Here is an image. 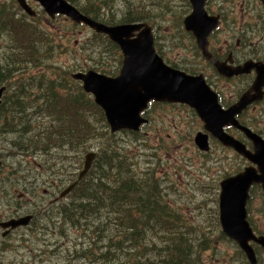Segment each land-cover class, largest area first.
I'll list each match as a JSON object with an SVG mask.
<instances>
[{"label": "rangeland", "instance_id": "1", "mask_svg": "<svg viewBox=\"0 0 264 264\" xmlns=\"http://www.w3.org/2000/svg\"><path fill=\"white\" fill-rule=\"evenodd\" d=\"M30 1L40 13L38 20L23 12L17 0H0L5 21L12 17L42 37L37 43L31 32L24 33L37 43V59L19 61L18 34L0 27V79L5 78L0 85H9L0 112V212L8 215L36 210L37 218L29 228H19L9 238L0 234V264H158L165 258L161 246L178 233L188 244L186 264H250L238 244L223 233L219 219L221 180L249 162L214 137L210 151H201L194 141L200 119L192 107L184 104L153 103L141 129L112 131L94 94L85 93L83 81L72 77L73 72L89 70L118 76L124 58L121 48L87 24L64 15L51 18L38 2ZM91 2L112 25L129 20L150 25L155 45H160L159 53L165 60L197 71V47L183 25L185 16L192 11L189 0ZM238 5L239 0H210L209 9H235L237 12L218 31L223 37L227 32L235 34L233 42L241 38V52L260 54L264 51V7L260 0H245ZM138 18L141 20L135 21ZM179 53L183 55L181 60ZM37 79V86L28 84ZM19 90L25 91L24 113L15 119L18 126L12 129L8 106L19 100L14 96ZM30 93L38 95L37 115L28 105ZM75 101H79L78 106ZM262 107L264 111V104ZM76 113L80 117L75 125L78 131H72L68 142L60 145L59 134L71 130L68 127L72 128ZM230 132L241 140L247 139L244 134ZM89 151L97 152V159L87 179L93 183L92 173L99 169L105 173L101 177L100 187L104 189L99 192L100 201L91 196L85 199L87 212L76 210L73 203L81 202L78 189L47 208L62 189L77 179ZM148 178L150 182L143 185ZM129 184L132 189L126 193L125 186ZM116 187L120 204H112L118 193L114 191ZM46 188L50 195H44ZM22 193L26 204L20 207L17 203ZM149 194L158 196L153 197L158 212L150 213L154 217L151 227L145 221L149 212L140 210V203ZM252 196L248 219L257 233L264 232L262 188L255 186ZM65 206L71 215L60 212ZM132 213L141 221L143 232L138 245L128 249L131 243L125 235L138 228L131 227ZM254 247L259 264H264V249L257 244Z\"/></svg>", "mask_w": 264, "mask_h": 264}, {"label": "water", "instance_id": "2", "mask_svg": "<svg viewBox=\"0 0 264 264\" xmlns=\"http://www.w3.org/2000/svg\"><path fill=\"white\" fill-rule=\"evenodd\" d=\"M17 1L29 15L37 14L28 0ZM36 1L51 18L64 15L76 22L87 24L96 32L107 34L121 48L124 58L118 76L113 77L94 70L73 74L74 78L83 81L87 92L94 94L96 103L106 113L112 131L141 128L147 122L142 113L151 101L182 102L196 109L206 131L251 162L239 173L220 182L219 210L223 232L238 243L251 264H258L252 242L264 247V235L257 236L254 233L247 219V202L253 185L259 184L264 190V139L241 125L236 115L254 101L262 99L260 90L264 87V60H248L240 67L231 69L216 64L218 70L228 77L250 73L252 70L256 72L251 90L244 93L237 103L223 109L203 74L191 75L184 70L173 68L157 53L150 25H108L84 14L68 0ZM206 2L207 0H190L192 11L184 18L185 30L194 35L198 47L204 51L208 49V35L220 24L219 16L211 15L206 10ZM4 90V86L0 88V105ZM253 91L256 93L253 94ZM228 126L244 132L252 141L253 149H249L243 141L227 133L225 127ZM195 144L201 151H209V133L197 132ZM95 156L93 151L86 154L79 180L90 170ZM76 183L77 181L62 190L60 198L67 196ZM30 218L31 216L22 217L9 223L14 226L25 224Z\"/></svg>", "mask_w": 264, "mask_h": 264}, {"label": "flooded vegetation", "instance_id": "3", "mask_svg": "<svg viewBox=\"0 0 264 264\" xmlns=\"http://www.w3.org/2000/svg\"><path fill=\"white\" fill-rule=\"evenodd\" d=\"M28 1H29L30 5H32V7H34V4L30 0H28ZM260 1L264 7V0H260ZM244 2H245V0H239L238 6H242ZM209 7H210V0H207L206 10L211 15H218L219 16L220 26L208 35V49L205 51L201 50L196 43V39H195L194 35L191 32H189L193 36L196 47H197V51H196V55H197L196 64L198 66L197 71L192 70L191 68H189L187 66H181L176 61L173 62L172 60H170L168 58L166 59V61L171 67L187 71L191 75L203 74L205 79H206V82L210 86L211 90L216 93V95L218 97V102L221 104L222 108L227 109L230 106L237 103L244 93L251 90L252 85L254 84V81H255L256 72H255V70H252L250 73L238 74V75H234L232 77H228L218 70L216 64H219V65H222L228 69H231V68L240 67L241 65H243L248 60H253L255 62L263 61L264 60V51L260 54H257V55L256 54H247V53L241 52V46H240L242 43L241 38H237L236 41L233 42L235 34L231 35L230 32H227L228 35L226 37H223V34L221 33V31H218V29H220L222 27L224 22H226L227 20H230L231 14H234L237 11L234 9V10H230L229 12H226V11L213 12L209 9ZM182 56L183 55H181L179 53L178 59L181 60ZM244 76H249L250 79L249 80L248 79H239V78H242ZM234 83H235V85H234ZM4 85L7 87L6 84H4ZM7 89H9V86ZM7 89H6V91H7ZM6 91H5L4 96H3V101L0 105V110H1V107L2 106L4 107V104H5L4 97H5ZM260 91L262 92V99L254 101L251 105H249L241 113L237 114L236 118L238 119V121L241 125L249 128L253 133H256L257 135L262 136V138L264 139V124H262V120H264V111L262 110L263 109L262 105L264 104V87H262ZM252 93L254 94V93H256V91H253ZM153 103H158V104H162V105H169V104H171V105H173V104L188 105V104L182 103V102H167V101H155ZM188 106H190V105H188ZM193 109L197 113L196 109L195 108H193ZM146 112H149V109L144 111V116H145ZM197 115H198V113H197ZM198 117H199V115H198ZM199 119H200L199 128H201V129L198 128L197 132L202 131L205 133H210V132L205 130L204 122L201 120L200 117H199ZM231 130H233L235 132H239L241 134H244L247 139L241 140L240 138L233 135L230 132ZM225 131L227 133H230L234 137L240 139L241 141H243L249 149H253L252 141L246 136V134L244 132H242L238 128L228 126V127H225ZM211 137L212 136L210 135L209 136L210 149H211ZM250 143L252 145H250ZM0 163H1L0 164V169H1V167H2V161L1 160H0ZM250 164H251V162H249V164L247 166H249ZM247 166H245V167H247ZM242 170H240V171H242ZM255 185H258V184H255ZM255 185H253V186H255ZM43 193H44V195H50L51 192H50L49 188H46ZM24 194L25 193H22L20 195V200L17 203V205L20 207H23L24 204H26V201H23V198H22V197H24ZM59 198H60V196L55 197L54 200L50 201V203L48 204L49 207L53 206L54 203H57L56 200ZM36 212H37L36 210H34L33 212H30V213H20L18 211H15V212H10L8 215L0 212V234H1V236L3 238H9L19 228H22V227L29 228L31 226V224H33L35 222V220L37 218V215L35 214ZM27 216H31V218L25 224H19V225L14 226V224L9 223V221L19 219L22 217H27ZM248 216H249V213L247 215V218H248ZM248 221H249L250 225L252 226L249 219H248ZM6 223H8V225H4ZM252 228L255 231V234L257 236L264 235V232L259 231L257 233V229L254 228L253 226H252ZM252 244L254 245L257 243L252 242ZM258 246H260V245H258ZM8 264H11V263L8 262Z\"/></svg>", "mask_w": 264, "mask_h": 264}, {"label": "trees", "instance_id": "4", "mask_svg": "<svg viewBox=\"0 0 264 264\" xmlns=\"http://www.w3.org/2000/svg\"><path fill=\"white\" fill-rule=\"evenodd\" d=\"M68 1L71 2L73 5H75L83 13H85V14H87L89 16L92 15L91 17H93V18H95L97 20L103 21V22H105L107 24L112 25V23L109 20L105 19L103 16L98 14V12L96 11L95 5H94L93 2H91V0H68ZM5 16L6 15H5L4 11H0V27H3V28L7 27L8 30L15 31L18 34L19 40H20L18 48L21 50V52H19V53L17 52L19 61H22L24 59H29L30 61L36 62L37 58L35 57V54H36L35 49L37 47V43L42 40V37L39 36V34L36 32L35 29H33L31 27L26 29L21 22H19L18 20L14 19L12 17H8V22L5 21ZM30 17L32 19H34V20H38L39 17H40V13L38 12L36 16H34V17L30 16ZM140 20L141 19L138 18L135 21H140ZM127 22H133V21L129 20ZM127 22H125V23H127ZM26 32H31L35 36V38L37 40V43H34V42L30 41L24 35V33H26ZM97 34H101V33H97ZM104 36H106V35H104ZM106 37H108V36H106ZM112 44L114 46H116L117 48H119L118 45L115 44L114 42H112ZM158 46H160V45H158ZM158 46H157V49L159 51ZM120 52H121V50H120ZM121 54H122V52H121ZM31 66L39 68V66H37L35 64H33ZM0 72H1V69H0ZM30 78L34 79L35 76L32 75V76H30ZM0 81H5V78L4 79L3 78L0 79ZM75 81H78V80H75ZM28 84L30 86H37L39 84V81L37 79L36 82H32V83H28ZM24 93H25V91H23V90L16 91L14 96H16L17 99H19V100L12 101V104H9V106H8V109L10 110V112L12 114V119H13L12 120V127H11L12 129H15L18 126V124L15 123V119L16 118H21L23 113H24V105H23V103H24L23 94ZM85 93H87V92H85ZM87 94H90V93H87ZM37 98H38L37 93L28 94V100H29L28 105H29V107L32 108L31 111L33 112L34 115L38 114V112H35L36 111L35 110L36 109L35 108L36 107L35 103L37 101ZM52 103H56V100H53ZM74 104H75V106H78L79 105V101H75ZM3 108L4 107L2 106L0 112L3 110ZM79 120H80V117L76 113L75 120L73 122L72 128L68 127L71 130L69 132L68 131L60 132V134H59L60 138L58 139L60 145H63L64 143L68 142V138L72 137V131H78V128L75 127V125L79 122ZM60 127H62V125ZM60 127L58 129H60ZM23 129L26 130L27 127L23 126ZM46 129H47V127L45 129H43V130H46ZM58 129H57V132L59 131ZM50 135L48 137H50ZM89 152H87L86 154H88ZM86 154H85V157H86ZM96 159H97V152H96V157H95L94 162L96 161ZM94 162H93V165H94ZM93 165H92V167H93ZM92 167L82 177V179L79 180L78 184L75 185L76 186V187H74L75 189L73 188V190L67 195V196H69L74 190L80 189L79 196H80L81 202L78 203V204H74L73 203V205H74L76 210L81 209V210H86V212H87L89 209L87 207L88 204L85 203V199L89 198L91 196H93V197L95 196V199L97 201H100L99 192H101V190L104 189L103 187H100V185L103 184V179H101V177L105 176V173H104L103 169H99L97 172L92 173L94 177H92L93 183H91L87 178L91 174ZM76 180H74V181H76ZM148 181L150 182L149 178L145 179L143 185L146 186ZM257 186H259V185H257ZM253 188H252V190H253ZM125 189H126V193L130 192V190L132 189V185H130V184L126 185ZM62 190H64V189H62ZM114 191L115 192L118 191V187L114 188ZM126 197H129V196H126ZM153 197H158V196L156 194L146 195V196H144V200L140 203V205H141L140 206V210L143 211L145 214H146V212H149V214L146 215V218H145L146 224L149 227H151L152 219L154 218L153 214H150V213H152L154 210H156L158 212V204L153 200ZM64 198L65 197L59 198L56 202H59L60 200H62ZM116 203H119V204L121 203V198L119 196V191H118V193L115 195V197L112 200V204H116ZM46 207L49 208V205H47ZM126 210H127V213H130V209H126ZM60 212L64 213L65 215H68V214L71 215V213L68 210V206H65V208H63V207L60 208ZM132 216H133V220H130L131 225H132L131 227H138V228L135 229V230H130L131 232L125 235L126 240H129V242L131 243L130 244L131 246L128 247V249L129 248H135L138 245L139 240L141 238V232H143V228L139 227V225L141 223L139 218L135 217L133 215V213H132ZM175 235L176 236H172V237L169 238V242L168 243H166L163 246H161L160 249L165 253V258H163L161 261H159L160 263H158V264H186V262L184 260L185 259V247L188 246V244H186V243H184L182 241V237H181V235L179 233L175 234ZM131 254H133V253H131ZM97 264H101V263H97ZM128 264H131V262H129Z\"/></svg>", "mask_w": 264, "mask_h": 264}, {"label": "bare ground", "instance_id": "5", "mask_svg": "<svg viewBox=\"0 0 264 264\" xmlns=\"http://www.w3.org/2000/svg\"><path fill=\"white\" fill-rule=\"evenodd\" d=\"M11 102V101H10ZM79 182V181H78ZM78 182L76 183V185L78 184ZM76 187V186H75ZM75 189V188H74Z\"/></svg>", "mask_w": 264, "mask_h": 264}]
</instances>
